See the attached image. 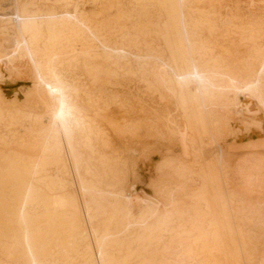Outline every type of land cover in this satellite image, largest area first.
Returning a JSON list of instances; mask_svg holds the SVG:
<instances>
[{
    "label": "bare ground",
    "instance_id": "obj_1",
    "mask_svg": "<svg viewBox=\"0 0 264 264\" xmlns=\"http://www.w3.org/2000/svg\"><path fill=\"white\" fill-rule=\"evenodd\" d=\"M81 1L12 0V15H0V74L3 65H27L33 93L39 100L46 93L49 100L57 101L47 115L22 111L12 106L14 101L0 107L4 132L0 143L6 148L16 146L0 157V264H264V198L260 195L240 186L184 204L157 193V185L180 193L187 181L199 184L214 179L209 171L196 170L185 154L157 162L160 178L152 184L153 197L134 186L119 188L116 180L125 183L129 165L93 148L89 132L72 113L76 101L70 99L80 91L88 98L91 91L71 79L88 77L94 84L104 75L129 73L132 66L127 62L136 49L128 50L122 40L118 44L117 30H126L131 14L125 15V10L136 3L142 11L131 18L141 31L137 36L128 27L130 31L120 37L136 35L148 41L145 2L153 0H93L92 5L100 8L98 15L86 11ZM60 2L73 4V11L57 12L55 5ZM188 2L165 0L155 5L165 18L164 26L155 31L165 49L147 48L143 58L152 65L149 72L161 86L159 97L167 105L154 104L147 116L129 121L124 130L176 140L178 114L172 117L171 106L179 104L182 124L193 134L198 131L194 134L198 139L192 137L183 150L190 151L202 136L216 142L212 125L220 120L217 116L264 132L263 17L239 22L236 14L229 13L206 16L205 11L203 17L192 11L189 15ZM230 37L241 46L235 48L243 55L237 62L219 48ZM249 95L260 110L248 105Z\"/></svg>",
    "mask_w": 264,
    "mask_h": 264
},
{
    "label": "rangeland",
    "instance_id": "obj_2",
    "mask_svg": "<svg viewBox=\"0 0 264 264\" xmlns=\"http://www.w3.org/2000/svg\"><path fill=\"white\" fill-rule=\"evenodd\" d=\"M159 1L165 0H153L145 2V4L148 5L146 6L148 14L145 21L152 24L151 26L149 25V23L144 22V24H147V26L145 25L146 28L149 27L148 29H146V32L148 30L147 34H149V36L147 35L148 38H146L148 39V41H142L141 39L139 40L137 38L138 33H140L138 31L141 28L137 22L135 23L134 21H132L131 16L138 15L139 12L142 11V9L141 7L137 6L136 3L132 4L131 7L125 10V15L129 16L131 14L129 19H126V30L118 27V29L120 30H117L118 35L116 34L117 37L115 38V41H117L118 44L121 40V43H128V45L125 43L127 46L122 43V45H125L128 50H137L138 47V51L140 49L139 52H142V54L134 50L133 57H141V60L144 63L148 62L145 61V58H147V48L159 49L160 47V49H165L164 40L162 39L161 35L155 33V31L158 30V27H163L165 24L164 16L159 15L155 7V5ZM81 2H83L84 8L90 14H99L100 8L99 6H95V4L92 5L94 3L93 0H82ZM187 2V9L190 12L189 15H191L193 11L194 15H203L204 17L206 13L205 11H207L206 16H214L215 14L212 13L215 12L216 14L220 12L219 15L222 17L225 16V14L227 15L228 13L233 14L234 16L236 14V21L239 22L242 20H258V18L260 19V17H263L264 19V0H187ZM55 8L59 13L71 12L73 11V4L60 2L55 5ZM134 10L137 12H134ZM198 12H200V14ZM12 13V0H0V15L10 16L12 15ZM158 19H160L161 21H159ZM130 22L133 23L131 24ZM134 23L136 25L138 24L139 27L134 25ZM134 26H136L137 29ZM128 27H132V29L130 28L132 31H137V36L135 35L132 38H128L130 42L128 41V39H122V35H120H124L127 31H130ZM136 31L134 32V34L136 33ZM150 41H155V44L149 43ZM133 42H135L134 45H131V43L133 44ZM145 42L146 44L147 42L148 44H151L153 48L151 45H148L151 48L147 47L146 44H144ZM233 43L234 46L228 45ZM237 43L239 42L236 37H230L229 40H225L224 44L219 45L220 50H222L226 54V56L230 57L232 60H235L234 62H237V60L243 56L241 55L242 52H239V54L237 51H235V48H241L240 44ZM261 45L264 46L262 43ZM143 46H145L146 49ZM155 46H157L158 48ZM130 47H132L133 49H129ZM143 48L145 50H143ZM134 52H136L135 55ZM143 56L145 58H143ZM133 57H131L132 59L130 58L131 60L129 59V62H127L132 66L131 71L129 73L127 72L128 74L126 72H119L118 76L116 77L104 75V77L99 79L94 84H91V82L88 80V77H75V81H73V78L71 79L72 83L79 85L80 88L91 91V95H89L88 98L87 95L83 93L84 91H80L76 96L71 95L70 99L76 101H74L75 103L73 102L74 106L72 108V113L75 117L80 119L85 129L89 132L92 139V145L94 144L93 148L99 154L110 156L117 163L120 161H124L129 165L128 178H126L127 180H125V183L116 180V183H120L119 188H126L125 184L134 186L137 191H144L145 193L153 197V194H151L153 192L152 184L156 183L159 180L158 178H160V176H158L159 174L155 170L157 162L160 159L165 158L166 156L179 158V156L185 154L189 161H193L196 170L199 171L203 169V171H209L214 179L212 181L202 182L199 184L191 181H187L186 183L184 182L185 189L180 193L171 191L166 186H155L157 193L164 199L174 200L184 204L202 202L207 199L210 194L216 192L217 190L232 191L234 187L240 186L244 190H248L250 193L260 195L264 198V153H262L264 151V132H262L260 129H257L253 126L237 123L235 120H232L231 118L224 115L217 116V118L220 119V122L218 121L217 124L212 125V132L213 134L215 133L214 136L216 135L215 137L217 138V141L212 142L205 136H202L200 137L202 139H200V141L197 140V145H195V147L193 148H190V151L183 150V146L187 145L192 137L198 139V137L194 135L197 134L198 131L193 134L184 124H182L183 110H181V107L178 106L179 104H177V106L172 104V117H175L178 114V121H176L174 125L176 137L178 136L176 140L178 142L176 140L169 139L165 135L162 139V135L159 134L156 135L145 133L134 135L131 133V135L128 134L130 132L126 133L127 131H125V128H123L126 123L134 119L147 116V112L154 104L159 107H164L167 105V101L161 100L159 97L161 86L158 84V81L155 80V77H151V74L149 72V69L151 68L150 66L152 65H150V63L148 62L147 64H143L145 66L144 67L143 65H141L142 62L140 63L141 60L139 61V59L137 58H135L137 59L135 60L133 59ZM136 61L141 66H139L138 64V67ZM65 63H67V61H65ZM146 65H149L148 68L146 67ZM15 66L16 67L6 65L5 67V65H3V67L1 68L2 74H0V107L11 106V102L14 101V104L12 106L22 111L32 112L39 115H47L49 113V110L51 109L49 107L53 106L55 108L57 105V101L49 100L46 93V95L44 94V98H41L42 100H39L36 94L33 93L34 90H31V86L33 85V83H31L32 78L27 69V65L16 64ZM146 77H149L148 80ZM152 82L154 84H151ZM94 86L95 88H93ZM9 89L14 90L12 93H6L5 90ZM7 94H10V97L7 98L5 96ZM241 99H243L242 96ZM246 99L248 101V105H250L253 110H260L258 109L256 101L253 100L250 95L246 96ZM8 103H10L11 105ZM140 109H142V113L140 112ZM175 126H177V129L175 128ZM176 130L178 133L176 132ZM3 137L4 132L0 130V138ZM219 145H221L222 147L221 150L219 148ZM14 149H16L15 145L6 148L0 143V157L8 156ZM219 154H221L220 157ZM213 167L216 168V171L212 170ZM101 169H104V167H102ZM108 177L111 178L110 173L108 174ZM236 184H238L239 186H236ZM204 189H206V192L203 191ZM68 191L70 193H73L74 189L72 187H69ZM202 252L205 251L202 250ZM246 261L250 260L246 259Z\"/></svg>",
    "mask_w": 264,
    "mask_h": 264
},
{
    "label": "water",
    "instance_id": "obj_3",
    "mask_svg": "<svg viewBox=\"0 0 264 264\" xmlns=\"http://www.w3.org/2000/svg\"><path fill=\"white\" fill-rule=\"evenodd\" d=\"M14 89L5 90L6 93H12Z\"/></svg>",
    "mask_w": 264,
    "mask_h": 264
},
{
    "label": "crops",
    "instance_id": "obj_4",
    "mask_svg": "<svg viewBox=\"0 0 264 264\" xmlns=\"http://www.w3.org/2000/svg\"><path fill=\"white\" fill-rule=\"evenodd\" d=\"M262 153H264V151Z\"/></svg>",
    "mask_w": 264,
    "mask_h": 264
}]
</instances>
